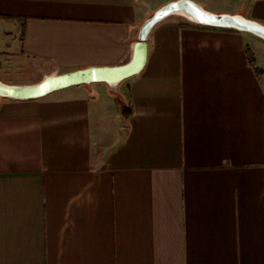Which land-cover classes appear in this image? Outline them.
<instances>
[{"label":"crops","instance_id":"1","mask_svg":"<svg viewBox=\"0 0 264 264\" xmlns=\"http://www.w3.org/2000/svg\"><path fill=\"white\" fill-rule=\"evenodd\" d=\"M171 1L0 0V81L124 64ZM0 264H264V39L172 15L116 86L0 97Z\"/></svg>","mask_w":264,"mask_h":264},{"label":"water","instance_id":"2","mask_svg":"<svg viewBox=\"0 0 264 264\" xmlns=\"http://www.w3.org/2000/svg\"><path fill=\"white\" fill-rule=\"evenodd\" d=\"M172 15L206 27L234 29L253 33L264 39V24L239 13L212 12L193 0H173L154 11L142 23L129 61L114 67H87L58 75H49L29 85H9L0 81V97L31 100L71 86L105 82L116 86L143 69L147 56V39L152 28Z\"/></svg>","mask_w":264,"mask_h":264},{"label":"trees","instance_id":"3","mask_svg":"<svg viewBox=\"0 0 264 264\" xmlns=\"http://www.w3.org/2000/svg\"><path fill=\"white\" fill-rule=\"evenodd\" d=\"M24 35H25V26L24 24L22 25V34H21V40L24 39ZM248 58H249V62L252 65V67L255 68V73L256 75H260L262 73V71L258 68L255 67V62L253 59V56L251 54L248 53ZM116 103L118 105L119 108V112L122 115V117L124 119H128L132 113H133V108L131 105L126 104L121 98L117 97L116 98Z\"/></svg>","mask_w":264,"mask_h":264}]
</instances>
